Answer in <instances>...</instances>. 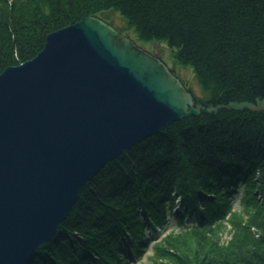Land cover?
<instances>
[{
    "label": "trees",
    "instance_id": "trees-1",
    "mask_svg": "<svg viewBox=\"0 0 264 264\" xmlns=\"http://www.w3.org/2000/svg\"><path fill=\"white\" fill-rule=\"evenodd\" d=\"M110 11L134 42L175 48L202 88L184 82L196 102L264 104V0H0V74L33 59L50 33ZM259 190L264 111L189 116L108 163L28 264H125L145 251V229L156 235L169 217L177 226L154 244L156 264H264Z\"/></svg>",
    "mask_w": 264,
    "mask_h": 264
},
{
    "label": "water",
    "instance_id": "water-1",
    "mask_svg": "<svg viewBox=\"0 0 264 264\" xmlns=\"http://www.w3.org/2000/svg\"><path fill=\"white\" fill-rule=\"evenodd\" d=\"M176 63L92 16L50 33L33 59L0 74V264L33 261L84 186L171 123L264 111L250 101L196 102Z\"/></svg>",
    "mask_w": 264,
    "mask_h": 264
},
{
    "label": "rangeland",
    "instance_id": "rangeland-1",
    "mask_svg": "<svg viewBox=\"0 0 264 264\" xmlns=\"http://www.w3.org/2000/svg\"><path fill=\"white\" fill-rule=\"evenodd\" d=\"M8 2L10 4L13 3V0H8ZM106 16L108 15L110 17L111 20H106V17H101L100 19L106 21L107 23H110L114 28H116L117 30L119 29V27L121 28H126L127 24L125 23V21L122 19V16L120 14L114 13L112 11L110 12H106L105 13ZM119 26V27H118ZM119 31V30H118ZM130 36L134 37L136 39V37L134 36L132 31L129 30H125ZM124 35H126V33L123 32ZM137 43L146 51H148L150 54L154 55V54H159L161 56V58L163 60H165L170 67H173V63L176 61V59L174 58V55L172 53V51L169 49H161V47H167L165 45H162L159 42L153 41V42H141V41H137ZM174 61V62H173ZM176 70L180 71V74L183 78V80L185 82H187L190 87H192V89L194 90V92L198 95V96H203L202 93V88L201 86L197 83V81L194 78V75L191 71V69L189 68H182L178 65V63H176ZM213 104V103H211ZM216 105V104H213ZM261 105H264L261 103ZM221 111V110H220ZM253 112V111H252ZM219 113V112H218ZM203 114V113H202ZM201 114V115H202ZM208 114V113H205ZM210 115V114H208ZM211 116H215V115H211ZM241 195L242 192L239 191L235 198H234V206H239V200L241 199ZM263 194H261L259 196V200L262 201L263 199ZM179 203H181V201H179ZM177 204L176 210L180 209V204ZM177 226V222L175 221V219L173 217H169L168 219V223L166 225H164L163 227H159V233L156 235H153L152 231L147 227L145 229L146 235L149 237L148 240V244L147 246L144 248L145 251L142 253V255L140 257H133L131 258L129 261H127L125 264H156L155 262V256H154V249L153 246L156 242L160 241L167 233L168 231H170V229L172 227H176ZM228 229H230V226H228ZM232 237V234H229V232L225 231L222 235V242H227L228 240H230Z\"/></svg>",
    "mask_w": 264,
    "mask_h": 264
},
{
    "label": "flooded vegetation",
    "instance_id": "flooded-vegetation-1",
    "mask_svg": "<svg viewBox=\"0 0 264 264\" xmlns=\"http://www.w3.org/2000/svg\"><path fill=\"white\" fill-rule=\"evenodd\" d=\"M161 49H168L169 50V48L168 47H161ZM154 56H156V57H158V58H160V59H162L161 58V56L159 55V54H154ZM163 60V59H162ZM168 66H169V64L165 61V60H163ZM174 62V61H173ZM173 66H174V63H173ZM170 67V66H169ZM176 75H177V77L184 83L185 81L183 80V78H182V76H181V74H180V71H177L176 72ZM186 85H187V83H186Z\"/></svg>",
    "mask_w": 264,
    "mask_h": 264
},
{
    "label": "bare ground",
    "instance_id": "bare-ground-1",
    "mask_svg": "<svg viewBox=\"0 0 264 264\" xmlns=\"http://www.w3.org/2000/svg\"><path fill=\"white\" fill-rule=\"evenodd\" d=\"M82 21V20H81ZM257 193L259 194V196L262 194V192L259 190V191H257ZM77 204V203H76ZM74 208H75V206H74ZM74 210V209H73ZM159 231V230H158ZM32 262V261H31Z\"/></svg>",
    "mask_w": 264,
    "mask_h": 264
}]
</instances>
